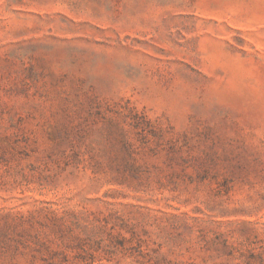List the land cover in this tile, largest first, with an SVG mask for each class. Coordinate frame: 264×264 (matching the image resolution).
<instances>
[{"label": "rangeland", "instance_id": "rangeland-1", "mask_svg": "<svg viewBox=\"0 0 264 264\" xmlns=\"http://www.w3.org/2000/svg\"><path fill=\"white\" fill-rule=\"evenodd\" d=\"M0 264H264V0H0Z\"/></svg>", "mask_w": 264, "mask_h": 264}]
</instances>
